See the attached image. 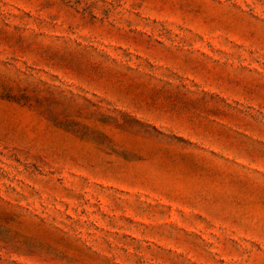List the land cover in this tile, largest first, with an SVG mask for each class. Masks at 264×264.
<instances>
[{
  "label": "rangeland",
  "instance_id": "1",
  "mask_svg": "<svg viewBox=\"0 0 264 264\" xmlns=\"http://www.w3.org/2000/svg\"><path fill=\"white\" fill-rule=\"evenodd\" d=\"M0 264H264V0H0Z\"/></svg>",
  "mask_w": 264,
  "mask_h": 264
}]
</instances>
